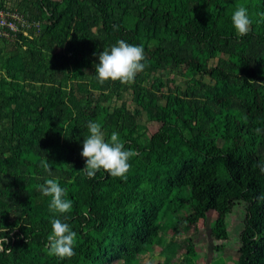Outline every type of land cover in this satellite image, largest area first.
Listing matches in <instances>:
<instances>
[{
    "label": "trees",
    "instance_id": "trees-1",
    "mask_svg": "<svg viewBox=\"0 0 264 264\" xmlns=\"http://www.w3.org/2000/svg\"><path fill=\"white\" fill-rule=\"evenodd\" d=\"M10 1L41 28L33 39L18 34L17 41H0L26 47L9 55L17 66L1 67L0 264H133L170 228L177 236L209 212L216 214L212 240L224 241L226 216L241 203L237 264H264V0ZM243 1L253 23L240 37L231 15ZM67 37L72 56L52 55ZM120 40L142 46L148 66L131 85H101L98 54ZM81 61L91 64L82 83ZM179 68L189 85L181 93L160 79L141 85L152 72ZM89 88L118 96L130 91L135 109L122 102L109 112L84 99ZM142 114L160 123L151 135L139 123ZM89 121L108 132L106 141L115 131L126 150L138 153L126 180L82 171ZM44 159L51 176L41 167ZM49 178L73 204L66 220L55 217L77 233L70 259L49 255L46 247L54 217L38 186ZM172 240L166 250L173 252ZM195 256L187 246L181 264H193Z\"/></svg>",
    "mask_w": 264,
    "mask_h": 264
},
{
    "label": "clouds",
    "instance_id": "clouds-1",
    "mask_svg": "<svg viewBox=\"0 0 264 264\" xmlns=\"http://www.w3.org/2000/svg\"><path fill=\"white\" fill-rule=\"evenodd\" d=\"M231 22L240 37L246 36L251 31L253 23L244 6H237L231 15ZM98 60L99 63L95 65V74L101 85L108 81L131 85L135 82L136 76L148 66L145 63L144 48L131 45L123 40L117 41L110 50L104 49L100 52ZM87 130L88 135L83 139L81 152V156L85 159V167L82 171L89 178H94L98 172L103 170L114 178L126 180L131 168L129 161L138 153L126 150L120 135L115 131L106 141L105 133L99 122L89 121ZM40 163L41 167L51 176L52 169L48 160H41ZM260 170L264 173V164L260 165ZM38 187L43 196L50 198L49 212L54 217L51 220V233L47 237L46 247L49 249V255L60 259H70L75 255L74 246L77 233L70 228L68 223L55 217L64 216L66 220V214L70 213L73 208L72 201L66 198V189L62 188L56 179L49 178ZM259 199L264 200V195ZM83 214L87 216V210ZM11 250V248L7 249L9 253ZM0 251H5V249L0 246Z\"/></svg>",
    "mask_w": 264,
    "mask_h": 264
},
{
    "label": "rangeland",
    "instance_id": "rangeland-1",
    "mask_svg": "<svg viewBox=\"0 0 264 264\" xmlns=\"http://www.w3.org/2000/svg\"><path fill=\"white\" fill-rule=\"evenodd\" d=\"M59 1V0H53ZM7 5L9 8H14V3L12 1H7ZM247 2L243 1L237 6H244L247 8ZM236 10V9H235ZM248 10V8H247ZM249 13V11H248ZM41 28V27H40ZM68 37L64 40V45L62 47H54L52 49V55L56 54H66L68 57L72 56L71 52H68L66 48L70 46L68 44ZM26 50L25 46H16V45H0V77L5 74L1 67L5 62L9 61L8 59L11 57L9 55H21ZM13 67L17 66V61H12ZM215 61L209 62V66H213ZM84 78H79L78 81L86 82L89 80L90 72V63L86 61L80 62ZM180 68L178 71H169V70H157L155 72L150 73L146 77V81H143L141 85H148L152 83L154 79H160L163 84H166L167 87H172L174 92L181 93L186 90L188 85V79H184L180 75ZM51 76V73L46 74V81H48V77ZM56 75L53 79H56ZM203 81H208L207 78H203ZM54 81V80H53ZM75 81V80H74ZM65 83L71 86L72 81L67 79ZM62 88H66L65 85H62ZM75 90V88H74ZM77 96L81 97L82 94L79 92L75 93ZM84 99L91 100L94 102H98L99 106L107 107L109 112L113 110H119L122 102H125V109L128 111H132L135 109L133 94L128 92H120L119 96L116 92H108V91H94L89 90L83 92ZM70 109L73 107L71 103H69ZM139 123L143 125L146 129V135H151L154 133L159 127L160 123L156 121L148 120L144 114H142L139 118ZM105 133V137H108V132L103 131ZM182 214L185 216L186 212L182 211ZM245 208L244 204H239L233 207L231 212L226 216L225 222L227 227V239L226 240H212L210 235V226L211 223L215 220L216 214L213 212H209L206 215L205 220H200L197 222L195 226L189 227L186 232H182L177 236L173 235L171 228L161 235V243L159 245L153 246L151 249L145 251L144 253H140L136 256V261L133 264H181L183 255L186 251V247L189 246L190 249L196 252V256L193 264H237L238 258V248L240 245L239 233L242 229L243 220L245 217ZM11 214H7L5 218H8V221H12ZM174 236V237H173ZM172 240V244L170 249H173V252L170 250H166V246L169 241ZM117 264H122L118 262Z\"/></svg>",
    "mask_w": 264,
    "mask_h": 264
},
{
    "label": "built area",
    "instance_id": "built-area-1",
    "mask_svg": "<svg viewBox=\"0 0 264 264\" xmlns=\"http://www.w3.org/2000/svg\"><path fill=\"white\" fill-rule=\"evenodd\" d=\"M7 1L0 0V41H17L18 34L28 39L36 37L40 31L39 22L19 13L15 8H9Z\"/></svg>",
    "mask_w": 264,
    "mask_h": 264
}]
</instances>
